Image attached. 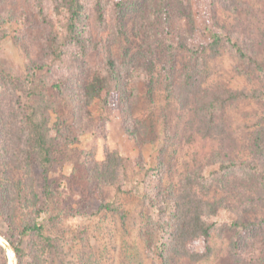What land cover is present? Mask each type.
Masks as SVG:
<instances>
[{
	"label": "rangeland",
	"instance_id": "rangeland-1",
	"mask_svg": "<svg viewBox=\"0 0 264 264\" xmlns=\"http://www.w3.org/2000/svg\"><path fill=\"white\" fill-rule=\"evenodd\" d=\"M83 1L86 9L90 11L88 21L93 26L96 20L95 2ZM120 1L129 0H102V5L108 9ZM182 1L186 15H175L172 20L168 19V25L161 21H149V18L141 21V17H148L151 11L150 0H144L141 4L138 0L135 8L129 11L126 31L133 39L130 45L131 53L128 57H121L119 51L115 54L120 58L119 67L125 76L126 87L130 90V116L118 110L109 111L106 113L103 131H95L86 125L82 126L84 131L80 133L73 127L72 109H67L64 105L59 106L60 97L51 96V89L41 87L48 100L55 105V109L48 113V127L50 135L55 138L56 147L52 165L47 173L54 196L48 202L47 211L37 217V221L45 225L49 233L58 237L57 247L61 250L57 252L56 257L60 264H82L77 259L83 252L85 257L89 256L88 252L91 254L88 260L86 258L87 264H117L121 262L119 256L126 258L128 264L150 263L145 246L133 245L135 240L140 242L139 229L147 222L151 213L149 208H144L138 195L129 197L117 193L115 189H105L103 197L120 204L121 211L127 216L126 227L123 229L118 213L99 209L100 203L96 198L99 195H96V190L90 187L86 179V164L93 159L102 162L108 152L141 162L152 174L162 167L163 179L176 183L183 178L182 175L191 165L192 159L198 158L199 163L203 165L199 175V183L202 185L198 189L200 190L203 184L210 183L208 197L217 206L215 215L208 217L213 224L208 243L210 253H207L204 246L199 245L198 251L208 254L203 260H181L174 264H234L230 246L232 240L238 239L236 228L233 226L237 215L243 216L247 223H254V231L251 234L241 233L245 248L243 247L244 251L240 254L242 262L238 264H264V209L249 198L256 196L257 180L253 176L254 172L237 164L246 163L251 159L248 145L252 139V131L254 133L259 121L264 123V48H256V53H253L256 58L249 52L246 57L239 58L235 46L225 43L220 48V55L214 59L205 55L206 59L203 61L198 55L195 56L197 60L193 65L197 63L204 72L205 83L202 86L208 85L214 91L227 88L250 95L227 105L223 112L226 132L220 139L201 138L196 134L189 139L186 131L189 112L181 109L174 99L167 98L164 90L165 76L170 77L169 69H172L167 35L170 34L175 49L185 41L188 49L197 53L212 41V34L222 38L228 36L232 42L246 40L247 37L251 40L257 36L256 28L260 26L264 29V20L262 15L254 20L249 16L230 17V14H222L218 9L211 8L209 0ZM62 5L63 0H0V16H9L13 21L11 26L5 28V35L0 31V76L7 78L6 83L0 81V117L9 113L8 105L18 113L20 110L24 114L28 113L25 88L14 90L12 86L23 80L21 86H28L25 77L31 60L48 61V55L45 53L47 40L51 37L59 39L57 35L63 32L64 14L58 10ZM258 6L264 7V3L258 2L256 7ZM25 16H28L29 20L33 16L27 27L24 25ZM140 21L144 25H141ZM167 26L169 32L166 31ZM222 30L227 33H222ZM246 31H249V34ZM113 45L115 52L119 45ZM68 50L65 55L66 62L62 66L56 65L51 74L44 69L36 74L37 78L45 76L46 82L50 84L54 77H67L72 80L70 86L80 84L78 80L82 75L77 73L82 70V65L75 70L70 68L69 56L75 47L71 45ZM190 55L192 56L191 52L179 51L175 57L171 78L175 79L176 83L179 82V75L184 72L187 62L191 60ZM95 58L96 53L92 52L87 56L86 62L92 66ZM256 59L261 63L263 70L255 68L253 62ZM78 62L81 64L80 60ZM150 67L152 72L146 79H137V70L147 72ZM9 80L13 81V85L9 84ZM46 85L47 83L44 84ZM251 95L260 96L255 99L251 98ZM91 110L96 119L103 115L97 105ZM164 131H169L168 136L173 138L172 142L168 143L169 137H166ZM71 137L76 140L69 141ZM214 154H218V162L212 163ZM11 157L14 155L11 154ZM9 160L10 157L0 152V171H3L0 172L1 178H7ZM19 160L21 159L18 158L17 161ZM160 161L164 162V167L159 166ZM230 161L236 165L230 166ZM220 163L225 166L220 168ZM9 168L10 172L17 176L12 165ZM17 172L23 178L32 177L37 184V192H43L41 175L35 172V167L32 168V173L23 167ZM133 177L136 176L132 175V179ZM122 178L124 177L120 175L119 180L123 186H127V190L130 189L133 182H128L127 177L124 180ZM92 192L95 195H92ZM14 215L18 223L34 213L25 209L15 211ZM7 224V219L0 213V245L5 248L8 264H16L14 253L3 238L8 231ZM27 245L28 240L23 243L26 252ZM137 251H140V255ZM24 261V264H28L27 260Z\"/></svg>",
	"mask_w": 264,
	"mask_h": 264
},
{
	"label": "trees",
	"instance_id": "trees-1",
	"mask_svg": "<svg viewBox=\"0 0 264 264\" xmlns=\"http://www.w3.org/2000/svg\"><path fill=\"white\" fill-rule=\"evenodd\" d=\"M137 1L115 2L106 9L102 5V0H94L96 20L92 26L88 21L90 11L86 9L83 0H63V5L58 7V10L64 14L63 32L57 35L59 39L51 37L47 40L45 53L48 55V61L31 60L25 77L28 86H21L24 80L18 81L12 86L14 90L19 87L25 88L26 107L28 108V113L24 114L21 110L18 113L8 105L9 113H5L3 110L5 115L2 114L0 117V152L10 157L7 178L0 177V213L7 219L8 231L3 235V238L14 253L16 264H24V260H27L28 264H60L56 257L57 252L61 250L57 247L58 237L49 233L45 229V225L37 221V217L47 211L48 202L54 196L47 173L52 165L53 152L56 147L55 138L50 135L48 127V113L55 109V105L48 100L41 87L51 89L50 92L53 93L51 96L60 97L59 106L64 105L67 109H72L73 127L80 133L84 131V128L81 129L82 126L86 125L95 131H103L104 121L107 118L106 113L109 111L118 110L120 113L130 116L132 111V105L129 102L130 90L126 87L125 76L119 67L120 58L116 52H121V57L130 56V45L133 39L126 31V18H129V11L135 8ZM143 1L139 0V3L141 4ZM258 2L264 3V0H209L211 8L218 9L222 14H230V17L243 16L247 18L249 16L254 20L262 15V20H264V7L258 6L257 8ZM149 6L151 11L148 17H141V21H146L149 18V21L156 23L161 21L168 25V19L172 20L175 15L179 17L186 15V8L182 0H150ZM25 17L24 25L27 27L33 16L30 20L28 16ZM141 21V25H144ZM12 23L9 16H0V31H3L5 35V28L11 26ZM168 29L167 26V32H169ZM226 31L222 30L221 32L225 34ZM249 31L246 33L249 34ZM256 34L257 36L251 40L247 37L246 40H237L238 42H232L228 36L222 38V36L212 34V41L202 47L198 51L199 53L189 50L185 41L175 49L170 34L166 36L172 69H169L170 77L165 76L164 90L167 98L174 99L181 109L189 112L186 122L189 139L193 138L194 134L211 140L220 139L226 132L223 112L227 105L250 97L248 93L244 94L242 91L237 92L227 88L214 91L208 85L202 86L205 83L204 72L197 63L193 65V62L197 60L195 56L198 55L203 61L206 59L205 55L214 59L220 55V48L226 43L235 46V52L239 58L246 57L247 52L256 58L254 55L256 48H264V29L259 26L256 28ZM113 43L119 45L115 52ZM71 45L75 47V50L70 52V68L75 70L82 65V70L77 73L82 75L78 80L80 84L70 86L72 80L67 77L63 79L54 77L55 79L50 84L46 82L45 76L37 78L36 74L43 72L44 69L51 74L56 65L62 66L66 62V51H69L68 47ZM179 51L182 53L191 52L192 56L190 55L191 60L187 62L184 72L181 76L179 75V82L176 83V80L171 76L174 71V60ZM92 52L96 53V58L94 64L90 66L86 62V58ZM78 60L81 61V64ZM253 63L256 69L263 70L257 59ZM137 71L135 75L137 79L142 77L146 79L152 72L151 67L147 72ZM0 81L6 83L7 78L0 76ZM45 83H47L46 86H44ZM9 84L13 85V81L9 80ZM259 96L251 95V98L258 99ZM95 105L103 113L97 119L91 110ZM76 107L77 110H75ZM164 133L167 137L169 131H164ZM167 139L168 143L173 140L170 137ZM75 140L76 138L71 137L69 141ZM248 147L251 150V159L246 163L237 164L254 172L253 176L257 180L258 187L255 192L256 196H251L252 198L249 196V198L251 202L258 203L264 209L263 122L259 121L254 133L252 131V139ZM11 154L14 157H11ZM18 158L21 160L17 161ZM216 161L218 162V154L212 155V163ZM163 164L164 162H159V166H163ZM220 164V168L225 166ZM10 165L15 169L13 172L17 176L10 172ZM200 165L198 158L192 159L191 165L182 175L183 178L176 183L163 179L164 170L161 169L162 167L152 174L141 162L128 160L114 152H108L102 162L90 160L85 166V175L90 187L95 189L96 195L101 197H96L100 203L99 209L118 213L120 226H123V229L126 227L127 216L121 211L120 204L110 202L103 197L105 189H115L117 193L129 197L138 195L144 208H149L151 213L147 217V222L139 229L140 242L135 240L133 244L134 246H145L150 259L149 264H174L181 260L198 262L210 253L208 243L213 224L208 217L215 215L217 211L216 204L211 202L208 197L210 183L203 184V187L198 189L202 185L199 183V178H201L199 175L203 165ZM229 165L234 167L236 164L230 161ZM21 167L30 172L35 167V172L41 175L42 193L37 192L35 188L37 184L32 177L29 176L28 179L17 174ZM137 168L139 170H136ZM0 172L3 173V171ZM120 175L124 177L122 180L127 177L128 182H133L130 189L127 190V186H123L119 180ZM132 175L136 177L132 179ZM92 195L95 194L92 192ZM25 209L32 210L34 215L18 222L19 226H17L14 212ZM253 225L254 223H247L243 216L237 215L234 220L233 226L236 228L235 233L238 236V239L232 240L230 246L234 264L242 262L240 254L244 251L245 241L241 239L243 237L241 233L251 234L254 231ZM26 240H28L27 252L23 247ZM199 245L204 246L208 254L198 251ZM84 254L85 252L81 253L77 260H80L82 264H87L86 258L88 260L91 254L88 252V257H85ZM137 254L140 255V251H137ZM109 257L110 255L108 256L110 260ZM119 259L121 262H117V264H128L126 258L119 256ZM0 264H8L5 248L2 245H0ZM63 264L76 263L66 262Z\"/></svg>",
	"mask_w": 264,
	"mask_h": 264
}]
</instances>
